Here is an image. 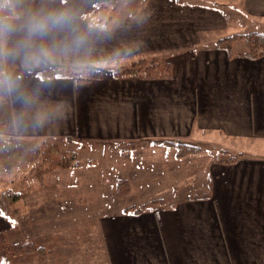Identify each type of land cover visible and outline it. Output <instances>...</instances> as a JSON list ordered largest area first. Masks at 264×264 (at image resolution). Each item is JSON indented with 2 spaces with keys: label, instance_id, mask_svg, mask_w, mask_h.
Instances as JSON below:
<instances>
[{
  "label": "crops",
  "instance_id": "obj_1",
  "mask_svg": "<svg viewBox=\"0 0 264 264\" xmlns=\"http://www.w3.org/2000/svg\"><path fill=\"white\" fill-rule=\"evenodd\" d=\"M230 1H214L212 7H198L192 0L182 6L172 4L182 7L181 13L203 11L209 17L212 13L221 26L237 18L248 25L247 30L264 31V0ZM147 2L142 11L153 13ZM54 3L58 2L49 4ZM183 19L191 17L183 15ZM70 32L79 36L77 31H65V36ZM1 35L3 39L2 31ZM61 40L58 45L68 47L80 41ZM9 46L2 49L0 44V120L5 125V134H0V186L13 202L7 205L9 211L0 209V233L15 242L32 241L45 253L14 256L8 264H264V53L254 59L242 56L244 46L235 52L229 47V55L213 42L200 53L194 49L189 56L173 55L172 75L167 78L107 74L79 84L70 78L39 75L44 68L69 66L64 61H47L40 55L39 62L32 64L24 52L11 59ZM181 46L178 50L188 49ZM200 138L215 146L230 144L240 154L229 163L184 170L187 162L176 157L166 142L196 143ZM137 140L150 141L141 147L160 152V161L153 163L159 169L143 161L139 168L151 169L148 187L155 189V195L169 191L170 199L139 211L127 207L76 220L69 216L54 225L42 221L43 208L53 204L43 197L66 195L71 186L66 182L61 188L45 187L34 168L40 161L19 169V152L8 150L26 147L39 155L43 141ZM134 167L137 170V162ZM128 177L127 181L133 175ZM187 180L193 181L190 188L185 187ZM204 192L205 199L191 198ZM143 193L154 195L148 189Z\"/></svg>",
  "mask_w": 264,
  "mask_h": 264
},
{
  "label": "rangeland",
  "instance_id": "obj_2",
  "mask_svg": "<svg viewBox=\"0 0 264 264\" xmlns=\"http://www.w3.org/2000/svg\"><path fill=\"white\" fill-rule=\"evenodd\" d=\"M52 1L58 3L49 4ZM141 1L144 0H66L64 4H61L63 0H0V31L4 33L3 39L2 35L0 37V44H2V49L3 45H10L8 57L10 56L11 59L21 56L24 52L25 57L32 64L39 62L37 60L43 56L46 57L43 59L47 61L54 59L56 62L64 61L65 64H69L65 68L58 67L59 69L50 70V74H69L68 77H70L97 69L103 76L111 74L113 70L119 71L120 75L124 69L129 68L130 64L138 63L140 60H145L147 63L152 60H162L171 64L170 60L175 58L172 57L173 55L176 58L179 57V53L189 56L194 53V49H196L195 53H200L205 48L204 46L227 37V35L250 31L246 29L248 25H244L243 20L237 18L233 21L229 19L228 22H225V26H221L223 23L220 18L212 13H210L213 15L211 17L207 16L208 14H203V11L195 13V15L192 12L181 13L182 7L177 5L182 6L187 0H153V2L149 0L150 10L153 13H149L147 10L143 12L142 8L145 3H148V0L143 3ZM214 1L231 2L230 0H192L196 5H199L198 7L215 6ZM175 2L177 5L172 4ZM234 2L232 1L231 4L238 6ZM132 9L136 13L135 16L133 13V17H130ZM234 14L237 16L235 12ZM109 15L115 16L116 20L107 21ZM183 15L191 17V20L183 19ZM65 31H77L79 36L74 32L65 36ZM61 37L77 38L80 41L72 42L68 51V45H58L60 41H63ZM150 38L155 40H150ZM181 45L187 46L189 51L188 49L178 50L182 47ZM169 46L170 49L176 47L177 50H168ZM244 46L243 41L237 40L230 44V49L235 52L237 47ZM36 51H40V53H36ZM53 55L57 57L51 58ZM31 63H26V66H31ZM81 68L85 69L80 71ZM171 70L172 64L170 75H172ZM73 80L75 81V79ZM0 90H2V84H0ZM4 126L2 119L0 120L1 136L5 134ZM205 141L204 138H200L196 143L176 140H169L166 143L176 145L175 143L180 142L197 148L186 150L179 157L187 162L186 166H183L184 170L201 169L212 162H222L227 159L235 161L234 158L239 156V153L234 152L236 149H231L234 147H231L230 144L223 146L220 142L215 146ZM144 142L137 140L93 144L57 142L55 144V142L43 141L44 145L39 155H35L31 149L26 147L8 150L19 152L16 154L22 161L16 163L19 169L25 166L31 168L33 162L40 161V165L34 168L36 169L35 173L41 175L45 187L49 188L48 185H50L51 188H61L66 186L64 185L66 182L71 186L66 190V195L43 197L46 200L50 199L48 204H53L43 208L42 221H48L47 224L54 225V223H58V220L66 222L65 218L69 216L72 220H76L75 218L79 216H99L103 213L127 209V207L135 209L139 205L149 204L152 201L156 204L170 199L169 191L155 195V189L148 187L150 175H152L151 169L141 171L139 168L141 161L143 164L154 166L153 163H157L161 159L160 152L156 154L141 147L145 144ZM173 145H169L170 149L175 150L176 146L173 147ZM8 161L7 167L11 164L12 158ZM136 162L137 170L134 169ZM123 165L126 167L119 168ZM177 170L183 171L182 167ZM203 172L202 175L199 174L200 177L198 176L199 179H196L195 183H201L200 178L203 177ZM131 174L133 178L127 181L126 179H130L128 176ZM56 177L57 179H55ZM98 177L101 179L98 180ZM184 184L186 188H190L191 186L188 185L193 184V181L187 180ZM184 184L181 183L179 187L184 188ZM133 188L138 190L134 191ZM5 189L0 186V209L3 207L5 211H9L7 205L13 197L9 196ZM145 189L151 190L154 195L143 193L146 192ZM0 239L3 241L2 244L0 242V263L3 257L9 261L14 256L35 253L9 252L7 246L18 242L3 233H0Z\"/></svg>",
  "mask_w": 264,
  "mask_h": 264
},
{
  "label": "trees",
  "instance_id": "obj_3",
  "mask_svg": "<svg viewBox=\"0 0 264 264\" xmlns=\"http://www.w3.org/2000/svg\"><path fill=\"white\" fill-rule=\"evenodd\" d=\"M114 9H112V10H114ZM134 9L136 10L137 8H134ZM133 13L135 16L136 12L133 11V9H132L130 17H133V15H132ZM107 19H108L107 21L112 22L113 20H116V17L109 15ZM107 24H109V23H107ZM237 40L243 41L245 44V51L243 53H240V55H242V56L254 59V58L258 57L260 54L264 53V32H260V31H248L245 33L232 34L230 36L219 39L218 41L215 42V45L217 48H224L225 51L229 55H232L231 51L229 50V47H230L231 43H233L234 41H237ZM82 66H84V65H82ZM76 67H74V68H76ZM128 67H127L128 69L127 70L124 69L123 73L120 75L118 74L119 71H114V70L111 74L115 78H121V77L123 78V77L132 76V77H137V78H141V79H161V78H167L170 76L171 64L166 63L162 60H152L150 63H147L145 60L144 61L140 60V61H138V63L130 64ZM83 69H85V68H81L80 71H82ZM39 75L41 77L47 78V79L49 77L75 79V82H77V83L86 82V81H89L92 79H99L102 77L101 71H99L97 69H95L93 71L89 70L88 73H86V74H80L78 76L77 75H73V76L71 75L70 77H68L69 74L68 75L50 74V70L43 69L39 72ZM175 144L176 145L169 143V145H173V147L176 146L175 152H176L177 157H181L182 154L186 150L189 151L191 149H197L196 147L194 148L193 146H189L188 144H185V143L179 142V143H175ZM231 161H233V160L227 159V160L222 161V162L229 163ZM207 197H208V193H206V194L204 193V194H201L198 196H192L191 198L192 199H194V198L195 199H198V198L205 199ZM151 203H154V201H152ZM149 204L146 203V204L141 205L140 207H138L136 209V211H139L140 208H142V206H148ZM0 242H1V244L3 243V241L1 239H0ZM7 247L9 249V252L18 251L19 253H30V252H35V253H40V254L45 253V251L41 247L37 246L32 241H19L18 243H12L11 245H8ZM1 255H3V253H1ZM1 264H8V260L3 257L1 260Z\"/></svg>",
  "mask_w": 264,
  "mask_h": 264
}]
</instances>
